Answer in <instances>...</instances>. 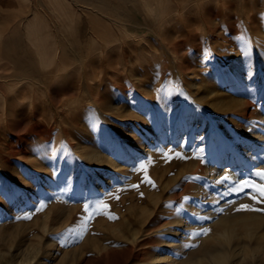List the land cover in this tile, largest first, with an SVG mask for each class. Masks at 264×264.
Returning <instances> with one entry per match:
<instances>
[{"label":"rangeland","instance_id":"1","mask_svg":"<svg viewBox=\"0 0 264 264\" xmlns=\"http://www.w3.org/2000/svg\"><path fill=\"white\" fill-rule=\"evenodd\" d=\"M85 1L0 0V103L5 102L0 105V264H189L196 261H200V264H212L209 260L210 252L220 249L227 254L236 252V255L229 257L227 264H264V192L261 191L264 187V167L259 164L264 162V154L259 152L261 161H258V165H254L256 161L247 162L245 158L242 160L239 157L234 167L240 176L237 182L230 184L225 178L218 181L211 177L210 165L206 164L213 161L210 158L213 148L219 146L218 133L212 125L205 141L203 128L195 118L186 126L182 125V130L171 138L163 134L168 124L177 129L180 125L178 121L195 111L176 67L180 61H189L187 71L201 67L197 64L198 57L206 55L203 54L204 44L198 31L195 42L200 44L202 50L197 51L194 42L186 43L183 52L179 51L180 56L175 59L177 66L174 68H170L174 64L173 57L167 58L166 48L165 57L162 55L164 66L162 62L154 61L155 66L147 74L150 82L147 87L155 81L158 87L155 91L161 96H152L151 99H158L155 100L157 104L155 102L154 107L148 105L140 90L137 91L136 101L123 92L105 98L111 106L117 107L122 103L127 105L126 110L114 113L117 116L114 118L99 115V111L96 115L97 108L91 103H85L86 110L84 109L82 118L74 117L80 123L81 129L73 130V136H69L63 131V126L71 130L70 119L65 116L59 123L57 120L61 117L60 114L47 103L48 97L57 99L62 96L59 92L63 87L61 81L54 82L55 78H47L54 82L50 95L45 94L35 84L39 87V91L33 93L37 108L23 102V97L18 101L13 100L12 94L16 87L13 89L9 86V79L11 80L15 72H22L23 67L16 64L17 59H12L11 56L23 59L32 51L30 54L36 62L37 48L50 49L58 41L69 44L89 24H86L89 16L100 20L97 28L99 34L104 33L108 25L112 33L117 32L116 30L119 33L128 30H119L109 24L98 10L94 12L87 9ZM206 8L211 12L210 18L214 16L212 20L216 26H221L218 31L228 29L227 26L232 27V21L235 22L237 18L232 10L229 16L225 14L223 2L218 5L211 2ZM197 10L193 8L188 11L190 16L186 14L194 29L204 23L197 13L200 10ZM63 12L71 13V18L63 17ZM136 16L140 22H147L141 11ZM225 17L230 24L222 28ZM144 25L128 31L136 37L139 36L138 38L145 37L146 34L147 38L150 34ZM173 28L170 32L174 36L178 28L176 25ZM178 32L177 39H183V34ZM158 47L157 42L153 43L154 49ZM55 57L57 56L48 52L46 60L52 63L50 66L55 63ZM134 60L133 57V63ZM206 60L213 65L214 69L211 71L216 72L218 81L229 92L226 84L237 70L226 65L219 66L212 55ZM159 64L163 67L159 68ZM206 64L207 61L204 62ZM261 75L250 78L251 88L246 87L248 81L241 84L240 88L244 91L240 95L232 93L233 96L244 97L247 101L242 113L232 112L227 116L228 120L238 126V132L224 123L219 125L225 134L228 149L237 144L245 146L250 140L248 135L252 128L264 123V72ZM147 87L144 89H151ZM107 90L114 89L109 87ZM156 108L161 115L155 114ZM140 110L147 114L146 119L150 122L152 120L151 125L161 133L151 144L152 149L157 152L156 156L154 150L142 155L135 154L136 150H132L128 170L120 173L107 171L104 174L107 181L86 188V171L91 170L92 165L85 163L76 149L87 144L86 147L96 146L105 155L117 156L116 152L125 146L121 139L127 141L129 130L133 128L127 126L126 122H118V115L131 111L138 113ZM6 119L13 126L20 122L18 135L11 133L13 127L5 129ZM188 125H192L191 128ZM86 126L89 128H85ZM228 149L226 152L230 154ZM117 161L126 163L123 156H119ZM33 165L46 167L47 171H38L39 168ZM241 205L247 207L242 208ZM219 211L222 215L236 212L257 214L259 221L253 235L237 237L227 243L207 237L208 233L218 228L212 223H216L213 222L215 216L217 221V217L221 215ZM208 212L211 214L209 217ZM208 219L212 222L207 223ZM172 228L179 232L176 243L181 245L177 244V248L170 244L173 237L169 231ZM181 233L186 237L181 236ZM163 257L169 258L167 263L160 260Z\"/></svg>","mask_w":264,"mask_h":264},{"label":"bare ground","instance_id":"2","mask_svg":"<svg viewBox=\"0 0 264 264\" xmlns=\"http://www.w3.org/2000/svg\"><path fill=\"white\" fill-rule=\"evenodd\" d=\"M85 2L87 4L85 5L87 9H91V11L93 10L94 12L95 10H98V12H100V14L102 13V15L106 18L105 20H107L109 24H112L119 30L124 28L131 30L132 28L135 29L142 24H148V26H144L147 30H149L150 36L146 38L145 34V37L143 36L138 38V35V37H136L134 33L132 34L128 30H125L123 33H119L118 30H116L117 32L112 33L113 31L110 29L109 25L105 27L106 31L104 33L99 34L97 28L100 25V20H98L95 16H89L86 23L89 24L85 25L86 28L80 31L77 36H75L72 41H70L69 44H63L62 42L58 41L55 46H50V49L45 47L37 48L36 62L33 56L30 54L33 53L32 51L28 52V55L25 54L27 56H25L26 58L23 59L13 58L11 56L12 59H17L16 64L23 67L22 72H15L11 80L9 79V86L13 89L16 87V91L12 94L13 100L18 101L20 97H23V102H26L32 108H37V104L34 99L35 95H33V93L39 91L38 88L41 87L40 89L45 92V94L50 95V90L52 89L53 83L61 81V83H63V87L59 92L62 94V96L58 97L57 99H55L53 96L48 97L47 103L49 107L52 108V110H57L60 114L61 117L57 120L59 123L65 116L67 119H70L71 130H68L66 128L67 126H62L64 127L63 131H65L69 136H73V130L81 129V125L77 118H82L84 115V109L86 110L84 105L85 103H91L97 108L95 112L96 115L99 111V115H106L107 118L117 117L114 113H118L123 109H127V105H123V103L116 107L111 106L105 100L107 96H115L119 92H123L125 95L126 93L129 94L130 98L133 100L135 99L136 101L138 98L137 91L140 90V92L145 96H143V98L148 103V105L153 106L155 102L157 104V101H155L158 100L157 97L155 99L151 98L152 96L154 97V95L158 96L159 93H156L155 91L158 87L155 81L150 84L151 86L153 84L152 87H147V85L150 83L149 76L147 74L151 71L152 66H155L154 63L156 61H159V63L162 62V55H164V49L166 48L168 56L167 58L173 57L174 64L170 68H174L178 65L176 70L179 73V78L181 79L182 83L186 85L184 87L185 93L191 98L192 108H195V111L193 110L190 115H187L178 121L180 125L179 128L177 127V129H174L169 124L167 126L164 124L166 127L163 134L168 135V137L171 138L173 134L182 130V125L186 126L187 123H191V121L195 118V120L199 121L198 124L200 127L203 128V131H201L204 133L203 141H205L208 139V131L212 125L215 131L218 133L217 139L219 146L213 148L212 154L210 156L213 161H209L210 163L206 164L207 166L210 165L209 169L211 171L210 173H212L210 176H213V178H216L218 181L225 178L230 184L237 182L240 173L236 171L234 166L236 163L235 161H238L239 157L242 160L245 158L247 162L256 161V164L254 165H258V161H261L260 157L258 156L259 152L261 155L264 154V123L261 122L262 120L258 119L261 122L260 125L252 128V131L248 135L250 140L247 144H245V146L242 144H237L232 146L231 149L227 148L228 142H226V138L224 136L225 134L222 132L219 125L224 123L225 125H228L230 129L238 132V126L235 124V122L232 123V120H228L227 116L231 115L232 112L242 113L247 99L241 96H233L232 93H237L240 95L241 92L244 91L243 88H240V85L245 84L246 81H248L246 87L251 88V82H249L250 78H258L262 76L261 74L264 72V0H235V2L231 1V3L227 0H86ZM211 2L212 4L216 3L217 5L218 3L223 2L224 9L226 10H224L226 12L225 14H230L231 10L232 13L236 14L237 18L235 22L232 21V27L227 26L229 27L228 29L218 31V28L221 26H216L217 24L212 20L214 16L210 18L209 15L211 12L206 8V6H210ZM193 8L195 10H200V13L197 12L198 16L201 19L203 18L202 20L204 21V23H201V25L195 29L191 27L190 18L187 19V17L190 16L188 11L192 10ZM205 8L206 10H204ZM201 10L204 11L201 12ZM139 11H141L142 15L147 19V22H140L141 20L139 21L136 18V14H138ZM73 13L74 12H72V14ZM187 13L188 16L186 17ZM70 14L65 12L63 17L69 16ZM218 14L216 13V15ZM241 20H243V22H241ZM222 21H224L222 28L230 24L227 17H225ZM174 24L178 28L176 29L177 33L180 31V33L183 34V39L178 40V34L176 33L173 36V32H170L171 28L175 27ZM240 25H242L241 28L244 27L242 30L239 28ZM231 28L232 31L230 30ZM154 29L156 31H154ZM196 31L201 34L200 39L203 41V49H205V53L203 54L206 56L202 55L203 58L201 56L198 57L199 61H197V64L201 65V67H196V69H194L196 71H187V66L190 64L189 61H180V63L177 64L175 59L177 60V58L180 56L179 51L183 52L182 49L186 43L194 42V48H197V51L202 50V48L200 49V44L195 42L197 39L195 36ZM156 42L159 44V47L154 49L153 43ZM48 52L54 56H57L55 57L56 61L53 66H50L52 63L46 60ZM207 55H212L213 59L217 61L216 63L219 66L226 65L227 67L237 70L234 76L228 79L229 83L226 84V87L229 88L227 89L229 92L225 91L222 83L218 81L215 75L216 72L211 71V69L214 68L213 65H211L210 62L206 60L208 59ZM133 57L135 58L134 63L132 61ZM164 57L165 55L163 58ZM205 61H207L206 65H204ZM175 63L177 64L176 66ZM162 65L159 64L158 67L161 68L164 66ZM39 70L42 71V73L39 74ZM141 73H143L144 77L141 76ZM38 74L40 75L39 77ZM73 76L76 77L73 78ZM36 77L39 79L36 80ZM49 77L55 78L56 81L51 82V80H47ZM35 84H38L39 87L37 88V85L35 86ZM109 87H113L114 90L108 91L107 89H109ZM144 87H151V89L145 90ZM22 89L24 90L22 91ZM158 97L161 98L160 95ZM4 103L5 102H2L0 105H4ZM159 107L161 106L159 105ZM109 109L114 110L108 112L107 110ZM156 113L161 115V113L158 111V108L155 109V114ZM146 115L147 114H144L143 111L138 113L131 111L129 113H121L118 115V122H126L127 126L129 125L133 128L129 130L130 133L128 132L129 138L126 139L127 141L121 139L123 143L125 142V146L116 152L117 156L115 157L114 155H105L103 154L104 152L101 153V151H99L100 149L97 150L95 148V145V147L91 148L86 147L87 144H81L83 146H80L76 149L77 153L81 156L80 158H82L85 163L92 165L90 167L91 170L86 171L88 178L85 181L86 188H89L91 185L93 186L99 185L102 182L104 183V181L107 179L105 178L104 174L107 171L120 173L128 170L129 165H131L130 159L132 157V150H136L135 154L139 155H142L147 151L154 150L152 149L153 147L151 144H153V142L159 138L161 133L157 132L155 129L156 127L154 128V126L151 125V122L153 121H148V119H146ZM158 118L161 117L158 116ZM32 124L35 125L34 123ZM20 125V122H17V124L13 126L6 119L4 127L5 129H10L13 127L14 130H12L11 133L18 135ZM29 126H31V123ZM191 126L192 125H188L187 127L191 128ZM195 127L196 126H194V128ZM85 128L89 127L86 126ZM111 129L114 130V128ZM121 140L119 141L121 142ZM227 149L230 151V154H227ZM155 151L156 150H154V156H156L157 153ZM119 156H123L126 163L117 161ZM259 164L264 167V162ZM33 166L35 167L36 165ZM131 168L132 167L130 166V169ZM30 169L33 171L32 168ZM46 169V167L41 166L38 171L40 170L45 172L47 171ZM44 174L46 175V173ZM212 180L214 181V179ZM214 203L216 204V202ZM227 204L231 205L230 203ZM226 213L227 212H225V214ZM210 215L211 214L208 212V217ZM210 219H208L207 223L212 222L209 221ZM258 221L259 216L250 212H236L234 214L228 213V215H222L221 213V215L217 217V221L215 216V220H213V222L216 223H212L216 224L218 228H215L210 233H208L207 237L213 238L217 241H222L223 243H227L228 241L237 237H250L253 235L254 228L256 227ZM169 232L172 233L171 235L173 237L170 244H172V247L177 248V244L181 245L179 242L176 243L179 232L176 229H173ZM181 236L186 237L185 234H182ZM240 252L245 253L244 251ZM234 255H236V252L234 251L230 254H227V252H224L220 249L210 252L209 260H211L212 264H227L229 257ZM160 260H165V263H167L166 261H168L169 258L163 257ZM155 263H157V261ZM189 264H200V261L190 262Z\"/></svg>","mask_w":264,"mask_h":264},{"label":"snow or ice","instance_id":"3","mask_svg":"<svg viewBox=\"0 0 264 264\" xmlns=\"http://www.w3.org/2000/svg\"><path fill=\"white\" fill-rule=\"evenodd\" d=\"M261 191L264 192V187L261 188ZM242 208H246L247 205H241Z\"/></svg>","mask_w":264,"mask_h":264}]
</instances>
